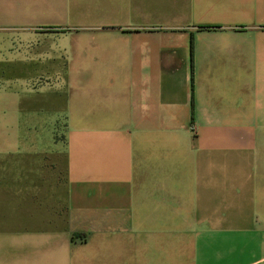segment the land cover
Segmentation results:
<instances>
[{
  "label": "crops",
  "instance_id": "crops-1",
  "mask_svg": "<svg viewBox=\"0 0 264 264\" xmlns=\"http://www.w3.org/2000/svg\"><path fill=\"white\" fill-rule=\"evenodd\" d=\"M0 264H264V0H0Z\"/></svg>",
  "mask_w": 264,
  "mask_h": 264
},
{
  "label": "built area",
  "instance_id": "built-area-1",
  "mask_svg": "<svg viewBox=\"0 0 264 264\" xmlns=\"http://www.w3.org/2000/svg\"><path fill=\"white\" fill-rule=\"evenodd\" d=\"M191 130L193 131V133H196V127L194 125L191 127Z\"/></svg>",
  "mask_w": 264,
  "mask_h": 264
}]
</instances>
